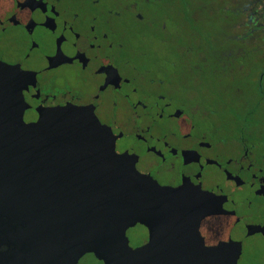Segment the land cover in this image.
Listing matches in <instances>:
<instances>
[{
	"label": "flooded vegetation",
	"instance_id": "1",
	"mask_svg": "<svg viewBox=\"0 0 264 264\" xmlns=\"http://www.w3.org/2000/svg\"><path fill=\"white\" fill-rule=\"evenodd\" d=\"M205 13L213 28L200 25ZM1 63L0 135L17 128L20 67L26 124L43 109L93 106L141 173L214 196L206 244L264 264V0H0ZM127 235L133 247L149 240L141 223Z\"/></svg>",
	"mask_w": 264,
	"mask_h": 264
},
{
	"label": "water",
	"instance_id": "2",
	"mask_svg": "<svg viewBox=\"0 0 264 264\" xmlns=\"http://www.w3.org/2000/svg\"><path fill=\"white\" fill-rule=\"evenodd\" d=\"M12 72L17 128L0 135V207L10 205L2 215L12 229L0 234V264H79L88 254L103 264H237L229 244L208 245L201 234V220L216 212L212 194L141 173L93 106L43 109L26 124L27 72ZM137 223L149 240L133 247L127 230Z\"/></svg>",
	"mask_w": 264,
	"mask_h": 264
},
{
	"label": "rangeland",
	"instance_id": "3",
	"mask_svg": "<svg viewBox=\"0 0 264 264\" xmlns=\"http://www.w3.org/2000/svg\"><path fill=\"white\" fill-rule=\"evenodd\" d=\"M107 1L110 3H115L119 0H107ZM205 1H208V0H193L194 5H196V3L197 4L198 3H204ZM199 17L202 20V22H201L202 24H200L201 26L206 27L207 29L213 28L214 25H213V16L212 15L205 13L203 15H199ZM146 44H147V47H149L150 50L153 51V53H157L159 56H164L166 54L165 48L160 46L159 43L156 42L155 40H152L149 43L147 42ZM134 48L137 49V47H134ZM86 262L88 264H103L97 258L91 257V256H88L86 258Z\"/></svg>",
	"mask_w": 264,
	"mask_h": 264
}]
</instances>
